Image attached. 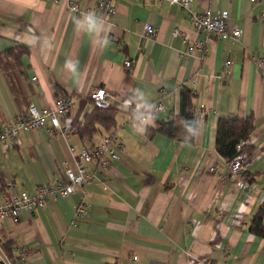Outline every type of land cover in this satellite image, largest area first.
Instances as JSON below:
<instances>
[{"label": "crops", "instance_id": "1", "mask_svg": "<svg viewBox=\"0 0 264 264\" xmlns=\"http://www.w3.org/2000/svg\"><path fill=\"white\" fill-rule=\"evenodd\" d=\"M69 1L77 4L76 13L67 10ZM99 1L0 0V52L14 44L28 48L21 60L25 78L18 79L26 107L52 109L55 97L66 98L79 124L93 108L89 92L101 88L117 111L114 128L89 141L74 131L53 137L43 129L19 133L15 145L0 148V201L7 191L31 193L57 180L82 150L105 136L115 137L121 149L105 174L85 165L94 174L89 185L0 224L4 254L23 251L12 264H264V238L248 231L264 200V0H196L186 10L165 1L109 0L106 47L75 31L70 20L90 10L100 15ZM204 9L227 11V24L240 30L239 42L194 32L190 15ZM145 24L156 30L153 37L144 35ZM31 35L47 37L52 47L33 46ZM198 42L201 50H188ZM66 60L79 61V76L63 68ZM128 85L163 105L157 127L145 135L133 131L122 106L131 94ZM183 86L200 126L190 147L160 131L179 116ZM247 116L253 119L250 150L239 174L231 176L214 150L215 123ZM16 118L0 74V127ZM80 202L86 216L73 227Z\"/></svg>", "mask_w": 264, "mask_h": 264}, {"label": "built area", "instance_id": "2", "mask_svg": "<svg viewBox=\"0 0 264 264\" xmlns=\"http://www.w3.org/2000/svg\"><path fill=\"white\" fill-rule=\"evenodd\" d=\"M56 1V0H51ZM157 2H168L169 4L178 5L186 10L196 0H155ZM253 2L254 0H249ZM67 10L70 13L78 11L77 4L69 1ZM75 10V11H73ZM97 11L101 16H109L113 13L109 0H101L97 4ZM264 15H262L263 17ZM227 11L211 12L204 9L199 13L190 15L191 26L194 32L204 33L214 39L230 40L239 42L240 30L238 27L227 24ZM144 35L151 38L156 30L149 24L143 25ZM177 35V31L170 33L171 37ZM203 43L198 42L194 46L188 48L189 51L201 50ZM253 63L257 68H262V61L252 57ZM230 65L229 61H225L223 66L227 69ZM129 62L124 61L123 67L127 68ZM32 81L35 78L31 79ZM163 89L157 92L160 97ZM111 95L101 88H96L89 92L88 98L93 107L105 109L109 106L108 99ZM158 111L163 110V105L158 101L155 103ZM82 120L79 125H82ZM43 129L48 137L55 134L60 136L68 132H77L72 126L71 105L66 98L55 97L53 99V108L36 109L33 105H27L26 113L18 116L10 123L0 127V148H8L17 143V136L21 132L37 131ZM249 147V140L240 142L235 146L236 155L225 162L227 171L231 176H236L241 170V165L247 157L248 152L245 151ZM121 149L118 141L113 136H105L91 150H82L77 160L73 161L72 168H66L62 171L61 177L53 182H49L37 186L31 193L25 191H7L0 201V224L6 221H15L21 213L32 214L36 209H44L48 199L64 198L74 193L78 186L89 185L93 180V175L86 171L85 165L91 164L94 171L99 173H107L112 165L119 159ZM209 170H213L210 168ZM86 216V205L80 202L74 209L71 226L75 227L78 222ZM23 251H18L14 256L8 257L4 254L0 245V264H12L17 258L22 256Z\"/></svg>", "mask_w": 264, "mask_h": 264}, {"label": "trees", "instance_id": "3", "mask_svg": "<svg viewBox=\"0 0 264 264\" xmlns=\"http://www.w3.org/2000/svg\"><path fill=\"white\" fill-rule=\"evenodd\" d=\"M27 55L28 48L18 44H14L0 52V74L17 110V117L26 113V105L18 79L24 80L25 78L21 60ZM179 107V116L171 117L168 121L162 123L160 131L169 138L181 142V135H179L181 132V120H195L190 111L192 110L191 94L188 88L184 86L179 90ZM116 115L117 111L110 105L105 109L93 107L89 114L84 115L82 125L76 122V117L74 116L72 118V126L76 127L79 139L89 141L95 134L109 132L113 129ZM252 132L253 119L251 116L244 118H218L215 123L214 137L216 154L224 162H228L236 155L235 146L240 142L247 141ZM249 150L250 147L245 149L246 152ZM263 217L264 200L256 215L251 218L248 227V231L256 237L264 238ZM205 264L215 263L208 262Z\"/></svg>", "mask_w": 264, "mask_h": 264}, {"label": "clouds", "instance_id": "4", "mask_svg": "<svg viewBox=\"0 0 264 264\" xmlns=\"http://www.w3.org/2000/svg\"><path fill=\"white\" fill-rule=\"evenodd\" d=\"M70 20L75 31L87 34L98 46L106 47L109 44L108 32L111 26L107 25L103 16L98 15L95 11L90 10L80 15H72ZM27 39L33 46L40 44L43 47H52V43L47 37L31 35ZM63 68L79 76V61L66 60ZM127 87L131 94L126 95L122 106L130 114L129 123L133 131L138 135H145L150 128L157 127L155 123L158 112L157 105L147 98L142 89L132 88L131 85ZM180 128L181 143L190 147L192 140L199 135V122L184 119L180 122Z\"/></svg>", "mask_w": 264, "mask_h": 264}]
</instances>
